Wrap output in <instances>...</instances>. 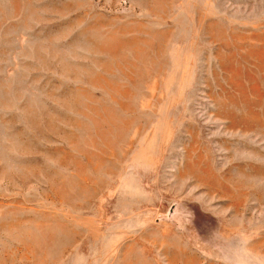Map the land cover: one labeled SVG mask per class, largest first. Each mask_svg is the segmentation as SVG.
Instances as JSON below:
<instances>
[{
	"label": "rangeland",
	"instance_id": "obj_1",
	"mask_svg": "<svg viewBox=\"0 0 264 264\" xmlns=\"http://www.w3.org/2000/svg\"><path fill=\"white\" fill-rule=\"evenodd\" d=\"M0 264H264V0H0Z\"/></svg>",
	"mask_w": 264,
	"mask_h": 264
}]
</instances>
